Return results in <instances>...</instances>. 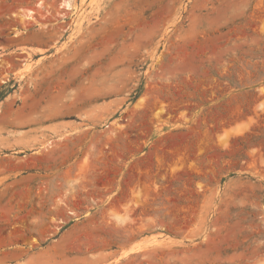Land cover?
<instances>
[{
	"label": "rangeland",
	"instance_id": "obj_1",
	"mask_svg": "<svg viewBox=\"0 0 264 264\" xmlns=\"http://www.w3.org/2000/svg\"><path fill=\"white\" fill-rule=\"evenodd\" d=\"M0 264H264V0H0Z\"/></svg>",
	"mask_w": 264,
	"mask_h": 264
},
{
	"label": "trees",
	"instance_id": "obj_2",
	"mask_svg": "<svg viewBox=\"0 0 264 264\" xmlns=\"http://www.w3.org/2000/svg\"><path fill=\"white\" fill-rule=\"evenodd\" d=\"M8 93H5V92H2L0 94V101H2L6 96H7Z\"/></svg>",
	"mask_w": 264,
	"mask_h": 264
}]
</instances>
